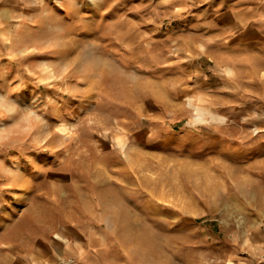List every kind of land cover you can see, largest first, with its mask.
Segmentation results:
<instances>
[{"label":"rangeland","instance_id":"obj_1","mask_svg":"<svg viewBox=\"0 0 264 264\" xmlns=\"http://www.w3.org/2000/svg\"><path fill=\"white\" fill-rule=\"evenodd\" d=\"M102 189L136 264H264V0H0V264Z\"/></svg>","mask_w":264,"mask_h":264},{"label":"crops","instance_id":"obj_2","mask_svg":"<svg viewBox=\"0 0 264 264\" xmlns=\"http://www.w3.org/2000/svg\"><path fill=\"white\" fill-rule=\"evenodd\" d=\"M105 190L91 194L92 205L79 218L85 230L74 234L72 228L77 226L78 220L71 217L66 221L68 228L63 233V245L58 244L56 254L46 256L41 251H35L34 263L57 264L66 257L76 264H136L131 255L133 236L130 232L134 205L130 200L120 201L116 194ZM257 252L264 258V249Z\"/></svg>","mask_w":264,"mask_h":264},{"label":"built area","instance_id":"obj_3","mask_svg":"<svg viewBox=\"0 0 264 264\" xmlns=\"http://www.w3.org/2000/svg\"><path fill=\"white\" fill-rule=\"evenodd\" d=\"M61 264H76L74 260H66L61 262Z\"/></svg>","mask_w":264,"mask_h":264}]
</instances>
